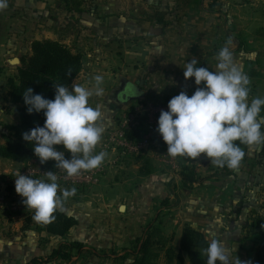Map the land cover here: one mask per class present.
Here are the masks:
<instances>
[{
	"label": "rangeland",
	"instance_id": "rangeland-1",
	"mask_svg": "<svg viewBox=\"0 0 264 264\" xmlns=\"http://www.w3.org/2000/svg\"><path fill=\"white\" fill-rule=\"evenodd\" d=\"M197 1H199L197 3L199 6L196 7L201 10L204 9L205 5L208 7V5L218 2V0ZM167 4L173 5V9L171 7L166 8ZM176 4H179L176 0H7V7L0 10V112L3 116L0 118V146L7 145L8 139L14 138V132L11 129L17 126L14 123L20 124V117L16 111L20 105L12 102L8 81L9 79L16 80L18 69L22 66L21 58L31 55L32 44L35 41L45 39L59 41L73 51L82 53L84 57L83 72L100 74L103 77L110 76L108 82L103 83L102 87L104 86L105 89L107 87L109 93H113L116 103L122 106V110L116 119V127L129 109H134L144 101L159 99L160 102H168L165 96L159 97V94H154L165 85L163 80L172 81L168 77H164V79L159 77V83L149 86L144 82L145 96L137 100L127 99L124 101L121 99L122 96L117 95V92L121 91L127 82L131 86L139 87L138 81H147L151 77L153 78L151 71L154 69L153 63L157 61V57H155L157 54L152 53L150 44L155 39L158 42L162 41L159 40V35L152 37V34H159V31L164 30L163 28L166 29L168 41L174 45L178 58L184 60V57H188L187 62L195 58L198 61V67L204 66L205 61L207 64L209 57L216 58L219 50L223 48L222 34H219L217 17L209 20L211 22L208 23L209 33H207L201 26V20H199V25L194 24L198 21L199 15L193 11L192 3L187 6L184 3L179 11L177 10L178 12L174 6ZM170 9L174 15L169 13ZM76 10L80 11L76 12ZM158 15L162 16L164 20L167 19L168 23H165L168 26L157 25ZM113 19L116 21L126 19L125 26L128 30L125 33L111 31L110 23L114 21ZM144 20H151L152 28L143 38L134 31L136 28L134 25H142ZM129 26L131 27L129 28ZM153 31L154 33H151ZM247 39L250 42H247ZM244 40V48L240 51L233 50L229 42L227 46L233 57L235 53L237 54V64L239 61L242 63V71L250 79L248 99L251 102L256 97L264 98V35L261 32L251 34L244 32ZM16 59L20 60V64L14 62ZM170 59L172 60V58ZM180 60H174L177 61L178 67L183 65ZM216 64L217 60L209 70L215 71ZM112 78L115 80V86L108 84ZM173 80L175 79L173 78ZM93 84L94 81H90L88 87ZM188 85L190 88L186 90V93L191 96L197 87L194 79H190ZM169 89H171V93L175 92L172 88ZM130 91H132L131 87L127 89L129 95L131 94ZM263 109L264 106H262V112ZM262 112L260 116L263 114ZM114 131L115 129H113ZM262 149L263 144L249 147L248 158L240 164L236 171L237 174L232 177L225 176L221 168L211 164L209 160L204 158L203 154L196 160L178 156L177 168L159 161L160 156L156 152H148L145 156L140 157L154 161L159 166L156 167L159 173H166L171 176L170 192L172 194L180 195L178 188L181 185V173L186 167L196 168L202 178L205 179V183L213 182L215 186L221 185V187L226 188L222 201L224 204L222 205L226 209L225 216L228 228L234 230L232 232L237 234L238 239H248L245 245L247 247L252 246L254 249L264 241V157L261 155ZM117 156L118 161L116 164L113 163V168L110 167L111 164L105 163V168L109 170L108 172L106 170L107 175L102 177L98 185L75 188L76 193L71 198L88 199L89 193L95 191L105 182L112 189H116L113 198L117 201L114 202L117 208L124 205L125 202L121 199L124 190L119 188L120 183L125 181L129 185L130 192L132 191L131 195L136 193L137 196L135 200L131 201L133 197L130 198L128 195V202H135L136 207L130 215L134 221L141 224L143 222V210L140 205H142L141 201L144 198L138 197V191L139 184H143V180L139 178L142 163L138 165L136 163L138 156H132L128 153L123 154L119 151ZM0 159L2 160L0 161V233H2L3 238L0 241V264H27L34 258L39 259V264H44L43 258L48 257L55 248L65 242L47 233L24 230V220L27 215L33 213V210L27 209L22 204V198L15 191V178L18 174L25 175L26 166L33 160L27 163H17L1 157ZM14 163L25 165L17 168ZM55 164V161L49 160L46 165L54 167ZM36 179L45 178L38 177ZM176 179L180 181L179 184L176 183ZM59 185L61 190L74 188ZM239 185L240 188L238 189ZM152 201L155 204H153V210L148 216V224L141 228L140 234L142 233V236L145 228L151 223L154 224L156 219H159L155 223L157 226L162 220L161 227L165 223H173L174 221L175 225L177 222L178 216L169 208V206L175 205L176 200H163L158 196ZM166 201H168L167 205L164 204ZM232 205L240 207L239 214ZM116 214L120 217L118 212ZM259 223H261L260 226ZM172 231L170 230L168 233L169 236ZM174 240L169 241L168 246H173ZM115 254L117 253L113 251L106 253L101 250L98 255L93 252L85 253L75 256L70 262L55 261L50 264H132L134 261L133 256L127 260L116 261L118 258L113 257ZM242 258L245 259V256ZM163 259L160 262H163ZM112 260L114 262L110 263Z\"/></svg>",
	"mask_w": 264,
	"mask_h": 264
},
{
	"label": "clouds",
	"instance_id": "clouds-1",
	"mask_svg": "<svg viewBox=\"0 0 264 264\" xmlns=\"http://www.w3.org/2000/svg\"><path fill=\"white\" fill-rule=\"evenodd\" d=\"M6 7L7 0H0V10ZM216 60L215 71L198 67L195 58L186 63L184 78L194 79L196 90L191 96L181 91L169 100L168 110L161 111L158 118L157 131L171 157L196 160L203 154L215 166L238 169L245 156L241 144H264V118L260 116L264 98L249 102L250 79L228 46L219 50ZM103 83L104 77L97 74L91 87L76 83L70 87L54 85V99L34 94L30 87L22 94L28 114L42 112L45 117L43 126L23 134L24 141L34 144V155L41 164L55 161V168L64 170L69 177L101 166L106 152L94 153L104 133L99 124L102 110L100 105L93 107L90 99L104 94ZM59 145L64 151L57 149ZM65 152L71 153V159H66ZM45 175L46 179L23 174L15 178V191L22 204L34 211L32 219L37 223L50 222L63 200L76 193L75 188L61 190L53 171ZM204 251L207 264H231L233 260L235 264H245L237 255L228 254L224 243L211 234Z\"/></svg>",
	"mask_w": 264,
	"mask_h": 264
},
{
	"label": "crops",
	"instance_id": "crops-1",
	"mask_svg": "<svg viewBox=\"0 0 264 264\" xmlns=\"http://www.w3.org/2000/svg\"><path fill=\"white\" fill-rule=\"evenodd\" d=\"M176 1L179 3L174 5L176 6V12L179 11L184 3L186 4V6L192 3L191 7L193 8V11H196L199 15L198 21H196L194 24L199 25V20H201V26L207 33H209L208 23L211 22L209 20L217 17L220 29L219 34H222L223 47L227 46V43L229 42L230 47L232 46L233 50L240 51L244 48V32H249L250 34L253 32H261L264 35V0H218L217 3H212L210 6L208 5V7H205V5L204 9L202 10L200 8L197 9L196 6H199V4H197L199 3V1L197 0ZM165 7H171V9H173V5L170 4H167ZM171 9L169 13L173 14V11ZM113 20L114 21L110 23L111 31L114 30L115 32L121 31L120 33H125L126 30H128L125 26L126 19H119V21H116L115 19ZM164 21L167 22V19H165ZM167 23L164 25V27L167 25ZM134 26L136 27L134 28V31H136V33H138L139 36H142L143 38L152 28L151 21L148 20H144V22H142V25ZM130 27L131 26H129V28ZM163 29L164 30L159 31V34L154 33V31L151 32L154 33L152 34V37H156V35H159V40H161L162 42H158L157 39H155L154 41H151V44L149 43L152 47V53L157 54L155 55V57H157V61L156 63H153L154 69H152L151 71V73L153 74V78L151 77L144 82L149 86L153 85L154 83H159V77H162L163 79L164 77H168L169 79L171 78L172 81L168 79L163 80L165 81V85L162 86L159 91L154 93L159 94V97L165 96V98H167L166 101L169 102L170 98L178 95L181 91L186 92V90L190 88V86L188 85L189 80H186L183 75V68L186 65L185 62H187L186 59L188 57H184V60H180L178 58V53L175 52L174 45H172L168 41L169 38L166 36V29ZM247 42H250V40L247 39ZM170 58H172V60ZM236 58L237 54L235 53L234 60L237 63ZM177 59L178 61L180 60L183 62V65H179L181 67H178V65H176L177 61L174 60ZM213 60L216 61V58L209 57L207 59V64L206 61L203 63L204 67H207L209 69L214 66L215 61ZM238 65L242 70V63L240 61ZM83 71L84 66L82 73H80L74 83L88 87V83L90 81H94L95 74L85 73ZM158 74L162 75L156 76ZM155 76L156 79H154ZM109 77H104V83L108 82ZM173 78L175 80H173ZM108 84H114L113 86H115V80L112 78V81ZM169 88H172L175 92L171 93V89ZM119 92H117V95L122 96ZM121 99L123 98L121 97ZM90 104L93 107L100 105L102 110V118L99 121V124L104 128V133L102 136V140L97 145L94 153L98 154L102 151L108 136L112 134L113 129H115L116 119L119 112L122 110V106H120L119 103H116L115 98L113 97V93H109V89L107 87L106 89L104 88V94L102 96L91 97ZM16 111L19 115V109H16ZM1 117L3 116L0 112V118ZM2 121H4L3 118ZM10 125L12 124L10 123ZM14 125H18V123H14ZM56 147L58 150L64 151L62 145ZM108 154L109 155H106L103 162L106 164H111L110 167L113 168V163L116 164V162L118 161V156L112 152H109ZM65 155L71 156V153L65 152ZM0 161L2 160L0 159ZM136 163L138 165H141L142 163L139 178L143 180V184H139L138 191V197L144 198L143 201H141L142 205H140L143 210V222H141V224L138 223V221H134V219L130 215V213L134 211L136 207L135 202H128V195L130 196V198L133 197L131 201L135 200L137 196L136 193L134 195H131L132 191L130 192L127 182L124 181L119 185V188L124 190L121 199L125 202L124 205H120L117 208L115 206L116 203H114L116 199L113 198L116 189H112V187L108 183L105 184L104 182V184H102L95 191L89 193V195L87 196L88 199L79 200V198L77 197L75 199L69 197L66 200H63L62 206L58 209L68 216L76 218V220L78 221V225L71 231L70 236L66 240H63L61 238L59 239L63 240L64 242H81L85 245V249L87 251H90L91 253L93 252L96 255H98V252L102 250L106 253H108V251L117 253L113 256L114 258L123 257L130 252L131 243L137 238L142 237V233L140 234L141 228L142 226H146L148 224V216H150V212L153 210V204H155L152 200L160 196L163 200H176L175 205H173L172 207L169 206V208L170 211H173L174 213H176V216H178L177 222L175 223V225L174 221L173 223H165V225L163 224V227H161L164 238L166 236V240L171 241L175 239L173 247L176 250L180 248L184 229L187 226L192 227L195 224L196 227L194 229L203 233L208 241L210 240L211 234V236H215L223 243H225L228 254L232 256L237 255L241 261L245 262V264H254L255 253L258 246L254 247V249L252 246L247 247L245 244L248 239H238L236 236L237 234H234L232 232L234 230L228 228V225L226 223V209L225 206L222 205L224 204L222 203V201L224 199L225 191L227 190L226 188L221 187V185H217V188V186H215L213 182H206L200 188L188 190L183 188L181 184L178 188L180 191V195H178L177 193L172 194V192H170V185L172 182L171 176L166 173H159L156 170V167L159 166L154 161H149L148 159H141V157H138ZM14 164H16L17 168L25 165L17 163ZM146 167L150 168L152 173L144 176L142 173L146 171ZM108 170L109 169H107V172ZM236 174L237 173H235V175ZM175 181H177V184H179L180 182L177 179ZM239 188L240 185L238 189ZM110 191L112 192L110 193ZM79 197H81V195H79ZM237 205H232V207L234 206V209H236V212L239 214L240 207H237ZM122 206L126 207V211L123 214H121L122 212L120 211V208ZM116 212L120 214V217H118ZM160 222L162 223V220ZM169 229L173 230L170 236L168 234L170 232ZM0 237V241H2V233H0ZM242 256H245V259L247 260L243 259ZM162 258H164V256ZM113 262L114 260L110 261V263ZM231 264H235V261H231Z\"/></svg>",
	"mask_w": 264,
	"mask_h": 264
},
{
	"label": "trees",
	"instance_id": "trees-1",
	"mask_svg": "<svg viewBox=\"0 0 264 264\" xmlns=\"http://www.w3.org/2000/svg\"><path fill=\"white\" fill-rule=\"evenodd\" d=\"M17 1V0H13ZM80 10H76L79 12ZM151 21V20H148ZM157 24L165 25V21L158 15ZM22 66L18 69L15 79H9L8 88L12 97V102L20 105V124L12 127L14 138L8 139L5 146H0V157L17 163H27L36 156L34 155V144L24 141L23 134L37 126H43L45 117L43 113L28 114L23 99V93L27 88H32L34 94H40L47 99H54V85L71 86L83 70L84 57L79 52H74L67 45L59 41L45 39L35 41L32 44V53L21 58ZM261 118H264V109ZM264 131V128H262ZM239 143V142H237ZM245 151L244 162L248 158L249 147L240 145ZM264 157V144L261 152ZM241 162V163H242ZM43 165L53 170L55 167ZM221 168V167H220ZM142 173L144 176L152 173L146 167ZM225 176H234L238 169L221 168ZM182 187L188 190L200 188L205 183V179L197 172L196 168L186 167L181 173ZM168 204V201L164 203ZM31 215H27L24 220V230L40 233H47L53 237L66 240L71 231L78 225L76 218L68 216L58 208L53 212L52 219L48 223H37ZM149 224L142 237L131 243L130 252L116 260H127L134 257L132 264H207L204 250L208 246V240L200 231L187 226L182 234L180 248L176 250L173 246H168L169 240L163 236L161 222ZM262 221V220H261ZM261 223H259V226ZM90 254L81 242H65L55 248L48 257L43 258L44 264L55 261L70 262L75 256ZM95 254V253H94ZM164 256V261L160 262ZM27 264H39V259H32ZM254 264H264V241L257 248Z\"/></svg>",
	"mask_w": 264,
	"mask_h": 264
},
{
	"label": "built area",
	"instance_id": "built-area-1",
	"mask_svg": "<svg viewBox=\"0 0 264 264\" xmlns=\"http://www.w3.org/2000/svg\"><path fill=\"white\" fill-rule=\"evenodd\" d=\"M168 103L160 102L159 99L144 101L134 109H129L122 120L119 122L115 131L108 136L102 151L115 153L119 151L123 154L128 153L132 156H145L148 152H156L159 161L177 168V157L167 155V145L157 131L158 118L161 111H167ZM66 159L71 156L65 155ZM55 167V166H54ZM103 162L101 166L89 171H81L75 176H67L66 172L59 168L51 170L49 167L40 163L39 158L33 160L26 166L25 175L36 179L43 177L45 173L53 171L58 176V184L68 187L80 188L82 186L98 185L102 177L106 174L107 168Z\"/></svg>",
	"mask_w": 264,
	"mask_h": 264
},
{
	"label": "water",
	"instance_id": "water-1",
	"mask_svg": "<svg viewBox=\"0 0 264 264\" xmlns=\"http://www.w3.org/2000/svg\"><path fill=\"white\" fill-rule=\"evenodd\" d=\"M15 63L17 64H20V60L16 59L14 61ZM137 84L139 85V87H134V86H131L129 85V83H125L124 84V87L122 88V90L119 92L121 95H122V98L124 101H126L124 99V95H126L128 97V100H137V99H140L141 97H144L145 96V92L143 90V87H144V81H138ZM131 87L132 88V91L131 94L129 95L128 92H127V89ZM118 93V94H119ZM120 211L121 212H125L126 211V207L125 206H122L120 208Z\"/></svg>",
	"mask_w": 264,
	"mask_h": 264
},
{
	"label": "flooded vegetation",
	"instance_id": "flooded-vegetation-1",
	"mask_svg": "<svg viewBox=\"0 0 264 264\" xmlns=\"http://www.w3.org/2000/svg\"><path fill=\"white\" fill-rule=\"evenodd\" d=\"M124 99H125V100H127V99H128V97H127L126 95H124Z\"/></svg>",
	"mask_w": 264,
	"mask_h": 264
}]
</instances>
